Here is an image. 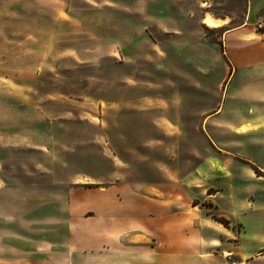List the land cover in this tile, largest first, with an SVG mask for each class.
Returning <instances> with one entry per match:
<instances>
[{"label":"rangeland","instance_id":"obj_1","mask_svg":"<svg viewBox=\"0 0 264 264\" xmlns=\"http://www.w3.org/2000/svg\"><path fill=\"white\" fill-rule=\"evenodd\" d=\"M14 1L0 0V14L15 16ZM28 1L36 11L45 9L44 0ZM119 1L118 7L106 0L87 8L84 0H55L58 11L68 7L73 14V23L66 25L72 31L54 25L55 42L68 38L69 46L27 45L48 42L44 36L6 41L1 31L6 25L0 23V252L6 237L12 252L22 256L40 250L53 236L60 255L71 231L72 252L80 253L89 240L82 230H74L101 226L96 203L114 197L91 191L96 186L103 190L117 176L126 183L156 181L161 170L180 176L193 172L201 182L202 163L211 158L220 164L224 158L208 133L223 146L229 128L220 124L238 113L240 103L233 97L237 100L221 111L219 122L208 119L221 110L230 86L221 71L220 30L203 24L193 35L167 33L152 47L143 40V28L151 14L155 23L165 15L153 8L154 0H148V8L146 0ZM196 2L199 18L203 10L227 14L232 25L245 9V0ZM113 9L120 12L123 44L86 45L83 29L110 27L107 11ZM130 28L135 36L128 41ZM234 86L240 87L238 79L231 81ZM233 158L235 169L246 166ZM198 192L193 204L202 200ZM200 206L212 219L223 216L211 202L202 200Z\"/></svg>","mask_w":264,"mask_h":264},{"label":"crops","instance_id":"obj_2","mask_svg":"<svg viewBox=\"0 0 264 264\" xmlns=\"http://www.w3.org/2000/svg\"><path fill=\"white\" fill-rule=\"evenodd\" d=\"M107 1L120 6L119 0ZM158 1L159 5L155 4ZM42 2L45 4L42 11H36L28 0L11 3L17 12L15 16L0 14V23L6 25L1 30L4 40L33 41L35 38L28 36L38 39L44 36L48 42L27 45H71L68 38H63L66 42H55L57 39L54 38L55 24H62L65 33L72 31L66 27L73 23L70 9L58 11L55 0ZM105 2L84 0L87 8ZM146 2L148 8V0ZM199 5L196 0H154L153 8L165 17L160 15L159 22L155 23L153 14L150 15L146 28H143V40L157 47L159 37L167 36V33L177 38L193 35L196 26L207 25V16L216 20L214 28L220 30L222 44L219 51L223 62L221 71L230 86L222 97L223 107L210 113L208 119L219 122L221 111L231 109L237 99L240 103L238 113L220 124L229 128L223 146L218 136L211 131L208 133L217 152L224 156L219 164L220 170L215 171L214 161L208 158L202 163L204 171L198 177L201 182L193 179V172L180 176L161 170L156 181L132 180L128 183L117 176L103 190L97 189L98 186L91 190L102 195L113 193L114 197L96 203L101 212L95 217L101 226L96 230L81 227L74 230H82L89 240L85 250L72 252L70 231L62 244L64 249H60L62 257L56 250L53 236L40 250L19 256L12 252L13 243L6 237L2 242L0 264H76L77 259L79 264H264V254L260 255L264 251V29L255 28V23L264 19V0H245V9L234 25L231 24V15H218L203 9L199 18ZM152 6L150 3L149 8L153 9ZM131 8L136 9L133 4ZM107 13L112 17L107 20V23L111 22L110 27L83 29L88 41L86 45L123 44L119 10ZM89 14L95 15V12ZM102 22H105L103 18ZM12 24L16 25V30ZM134 30L130 28L125 32L128 41L133 40ZM237 79L239 90L236 86L231 87V81L235 84ZM236 96L237 99L233 98ZM259 106L261 111H257ZM227 138L231 140L230 145ZM236 138L239 139L237 146L232 144L236 143ZM232 156L241 158L246 166L235 169ZM217 180H222L223 184H214ZM201 183L206 186L202 187ZM197 185H201L198 190ZM210 187L213 192H207ZM195 192L202 196V200L213 203L215 210L230 220V226L225 227L201 213L202 200L196 204L192 202L197 197ZM48 233L50 235L54 230Z\"/></svg>","mask_w":264,"mask_h":264},{"label":"bare ground","instance_id":"obj_3","mask_svg":"<svg viewBox=\"0 0 264 264\" xmlns=\"http://www.w3.org/2000/svg\"><path fill=\"white\" fill-rule=\"evenodd\" d=\"M206 24L208 26L214 27V26H216V20L214 21L211 16H207L206 17ZM241 129L244 130V128H241ZM213 166H214L215 171H218L220 169L219 164L216 162L213 163Z\"/></svg>","mask_w":264,"mask_h":264},{"label":"trees","instance_id":"obj_4","mask_svg":"<svg viewBox=\"0 0 264 264\" xmlns=\"http://www.w3.org/2000/svg\"><path fill=\"white\" fill-rule=\"evenodd\" d=\"M216 221L220 222L223 226L229 227L230 226V220L228 218H225L223 216L215 217Z\"/></svg>","mask_w":264,"mask_h":264},{"label":"built area","instance_id":"obj_5","mask_svg":"<svg viewBox=\"0 0 264 264\" xmlns=\"http://www.w3.org/2000/svg\"><path fill=\"white\" fill-rule=\"evenodd\" d=\"M255 28H256L257 30H261V29H263V28H264V19L257 21V22L255 23ZM231 264H235V263H231Z\"/></svg>","mask_w":264,"mask_h":264}]
</instances>
